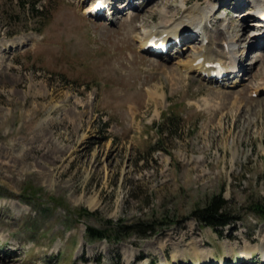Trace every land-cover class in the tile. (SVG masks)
<instances>
[{
    "label": "rangeland",
    "instance_id": "obj_1",
    "mask_svg": "<svg viewBox=\"0 0 264 264\" xmlns=\"http://www.w3.org/2000/svg\"><path fill=\"white\" fill-rule=\"evenodd\" d=\"M33 1L0 0V264H264V220L245 211L264 199V57H252L264 0H118L107 19L80 0L38 13ZM196 5L218 8L215 47L238 50L243 68L223 84L182 63L199 49L193 29L168 56L139 50L146 30ZM217 194L238 218L221 235L190 217ZM104 219L158 225L88 241Z\"/></svg>",
    "mask_w": 264,
    "mask_h": 264
},
{
    "label": "bare ground",
    "instance_id": "obj_2",
    "mask_svg": "<svg viewBox=\"0 0 264 264\" xmlns=\"http://www.w3.org/2000/svg\"><path fill=\"white\" fill-rule=\"evenodd\" d=\"M84 1L85 3H88L87 0H80ZM111 4L115 0H110ZM186 0L182 1L183 6L185 5ZM82 4V3H81ZM131 2L127 4V2H124V6L128 5L129 7H132ZM89 9V4L86 7V9ZM208 8V7H207ZM206 7L202 8L200 5H196L195 8L192 10H188L186 15H184L182 18H178L174 21H171V19H167L165 21H162L158 23L156 26H153L151 29L146 30L144 34L140 37L139 40V50H143L145 46L148 43V37L149 35L157 36L158 38H162L163 41L160 43H166V42H173L181 35L183 41L189 40L191 38V35L188 33L190 32V29H196L197 32L201 34L199 49L197 51H192L191 54L188 55L186 61H182V63H185L184 65L189 67L196 66L194 68L195 72L197 73H203L204 69H206V65L208 63H215L219 62L222 68L227 72L225 77L222 79H226L229 74L233 75L235 72H239L243 67H240V62L237 61L236 55L238 53V50L236 51L235 46L232 44V42H224L222 45V49H213V45L215 43L213 42V38L211 39L207 35L208 27L207 24L210 22L211 17L213 16V9L215 7H211L207 10ZM114 9V7H113ZM255 13H259L260 6H254ZM87 12V10H84L83 13ZM162 11H160L161 13ZM256 17V15H254ZM262 16V22H264V12L261 13ZM255 26H261V23H255ZM144 31V30H143ZM145 35H147L145 37ZM239 41L242 39L241 36L238 37ZM23 43L21 40L20 43ZM263 42V41H261ZM259 44V43H258ZM21 45V44H20ZM19 46V45H18ZM264 55V50H259L257 53L253 54L252 57H262ZM258 58L259 61L262 59ZM196 64V65H194ZM177 68V67H176ZM172 71V70H171ZM209 71L210 70H206ZM258 73V71H257ZM262 73L264 74V69H262ZM201 75V74H200ZM186 77V76H185ZM237 77V76H236ZM233 78V77H232ZM264 78L260 77L258 79V83L260 86H256V89L259 91H264ZM229 79V78H228ZM231 79V78H230ZM227 80V79H226ZM257 80V79H256ZM233 81V80H232ZM212 82V81H211ZM256 92V90H255ZM207 256H210L212 254L211 251L206 252ZM248 257L243 258L245 260H248L249 254H246ZM195 256V254H194ZM262 259L261 262L264 263V251L261 255ZM163 264H168L163 263ZM223 264V263H221Z\"/></svg>",
    "mask_w": 264,
    "mask_h": 264
},
{
    "label": "trees",
    "instance_id": "obj_3",
    "mask_svg": "<svg viewBox=\"0 0 264 264\" xmlns=\"http://www.w3.org/2000/svg\"><path fill=\"white\" fill-rule=\"evenodd\" d=\"M42 0L33 1V9L36 13L40 10L37 5ZM39 2V3H38ZM26 3L23 7H26ZM168 117V116H165ZM38 188L32 190L33 198L37 196ZM228 202L223 198L221 194L213 195L203 206L195 207L191 213L190 217L203 226L210 227L215 233L221 235V231L226 226H231L235 221H238L236 216H232L230 210L227 206ZM70 212L71 209L68 206L65 207ZM245 211L252 214L256 218L264 220V199H256L248 201L245 207ZM71 214L77 217H93L95 212H89L85 208H75L71 210ZM100 227L86 226L85 236L88 241H101L106 240L107 242L119 243L130 236L137 237L139 239L145 238L154 234L157 229V225L153 221L142 224L132 223L125 224L123 220H118L114 222L111 219L100 220Z\"/></svg>",
    "mask_w": 264,
    "mask_h": 264
}]
</instances>
